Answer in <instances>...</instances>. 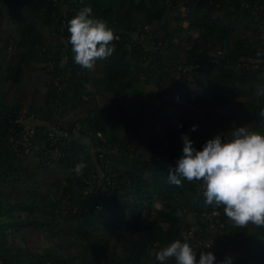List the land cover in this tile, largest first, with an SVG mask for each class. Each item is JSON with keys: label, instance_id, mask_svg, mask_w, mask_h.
Returning <instances> with one entry per match:
<instances>
[{"label": "trees", "instance_id": "1", "mask_svg": "<svg viewBox=\"0 0 264 264\" xmlns=\"http://www.w3.org/2000/svg\"><path fill=\"white\" fill-rule=\"evenodd\" d=\"M86 6L117 37L113 54L91 70L75 64L67 31ZM148 84H155L159 105L147 102ZM259 85L264 0H0L6 264H159L150 253L191 226L203 239L192 246L197 262L204 251L214 264L226 257L231 264H264V227H236L222 207L205 203L199 182L176 186L168 179L183 154L182 134L196 150L217 136L215 129L224 140L242 126L264 134ZM21 108L38 119L39 144L48 143L50 121L63 119L70 129L79 122V132L59 140L57 158L36 149L20 154L10 134L12 112ZM81 161L86 167L77 176ZM22 226L58 240L33 248Z\"/></svg>", "mask_w": 264, "mask_h": 264}, {"label": "clouds", "instance_id": "2", "mask_svg": "<svg viewBox=\"0 0 264 264\" xmlns=\"http://www.w3.org/2000/svg\"><path fill=\"white\" fill-rule=\"evenodd\" d=\"M90 6L80 9L68 22L71 45L76 65L91 70L97 60H106L114 52L110 46L117 39L108 24L92 16ZM260 55V53H258ZM255 95L264 97V85L256 88ZM264 117V111L260 113ZM196 126H192V131ZM183 154L177 167L170 169L169 182L181 186L183 180L202 182L207 205L222 207L226 218L236 227L249 225L264 227V134L242 126L231 132L229 139L220 135L210 139L202 150H196L186 134H182ZM83 143L91 145L84 138ZM86 164L81 161L74 167L77 176L83 174ZM159 264L174 260L175 264H214L211 252L196 251L188 242L177 239L151 253ZM220 264H231L226 257Z\"/></svg>", "mask_w": 264, "mask_h": 264}, {"label": "built area", "instance_id": "3", "mask_svg": "<svg viewBox=\"0 0 264 264\" xmlns=\"http://www.w3.org/2000/svg\"><path fill=\"white\" fill-rule=\"evenodd\" d=\"M147 27V26H146ZM140 26H138V29ZM141 37L144 35L141 33ZM148 42L150 40L148 39ZM182 67V66H181ZM194 65H189L182 67L183 71L191 70ZM69 73V72H68ZM62 76L59 75L56 79V83L62 84ZM200 94L208 95V92H200ZM195 95V93H193ZM13 117L12 120L15 124L11 128V141L12 146L15 150H17L20 154H25L31 152L33 149L37 151L42 150V155L51 158H57L59 155L63 154L61 150V146L59 144V140L64 136H70V134L78 133L81 124L77 122L72 129H70V124L63 120H54L48 122V127L44 128V132L46 134V139L48 143H38L35 141L37 136V126L36 123L38 121L31 112L26 108H21L20 110H14L12 112ZM97 181L96 176H93L88 180L90 184H94ZM202 186V182H199ZM160 204V203H158ZM213 213L215 215L219 214L218 210H214ZM219 221V218H216ZM211 226H214V223H211ZM182 242H188L191 246L197 245L203 242L200 234L196 231L194 226H191L184 230L182 237L180 239ZM0 264H6L3 257L0 255ZM39 264V263H38ZM43 264H53L51 261H46ZM167 264H175L174 260H169Z\"/></svg>", "mask_w": 264, "mask_h": 264}, {"label": "rangeland", "instance_id": "4", "mask_svg": "<svg viewBox=\"0 0 264 264\" xmlns=\"http://www.w3.org/2000/svg\"><path fill=\"white\" fill-rule=\"evenodd\" d=\"M146 91V100L149 103H153L154 105L160 104V99L156 97V86L155 84H148L145 86ZM104 103V101L102 100ZM32 114V113H31ZM33 115V114H32ZM214 134L218 135V129L213 130ZM158 206L162 207L161 204ZM22 230H24L25 238L28 244L33 248H43L48 244H53V240H58V238L48 237L42 230H32L28 226H22ZM58 242V241H57ZM70 249L74 252L77 251V247L70 246Z\"/></svg>", "mask_w": 264, "mask_h": 264}]
</instances>
